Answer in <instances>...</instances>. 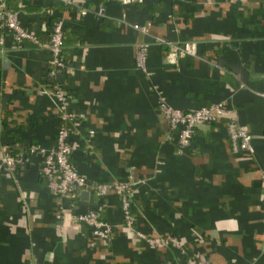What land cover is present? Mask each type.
I'll use <instances>...</instances> for the list:
<instances>
[{"label":"crops","instance_id":"0c3cea01","mask_svg":"<svg viewBox=\"0 0 264 264\" xmlns=\"http://www.w3.org/2000/svg\"><path fill=\"white\" fill-rule=\"evenodd\" d=\"M6 3L39 44H17L0 27V149L23 155L0 172V264H184L171 243L146 240L155 236L213 264H264V0ZM56 21L64 64L53 69L45 44ZM156 37L194 41L195 55L174 57ZM139 43L147 44L145 72L135 65ZM54 83L83 114L71 165L108 188L74 191L70 209L48 188L41 155L28 152L54 144ZM160 94L183 111L220 103L251 135L252 152L232 151L226 118L198 124L178 152ZM115 182L129 185L130 229ZM72 209L96 210L109 238L91 237Z\"/></svg>","mask_w":264,"mask_h":264},{"label":"built area","instance_id":"2783aa9c","mask_svg":"<svg viewBox=\"0 0 264 264\" xmlns=\"http://www.w3.org/2000/svg\"><path fill=\"white\" fill-rule=\"evenodd\" d=\"M122 4L126 3H141L143 0H119ZM101 11L98 10V13ZM84 13V11H82ZM0 27L4 28L14 41L19 44L22 41H31L39 44L37 37L25 30L18 18L15 10L8 7L6 0H0ZM144 29V27H142ZM63 31L60 21H56L50 29L48 40L45 44L50 52L49 64L53 69L62 68L64 60L61 55ZM155 42L164 44L168 52L174 57L194 56L196 52V43L194 41L173 42L165 40L161 37L154 38ZM3 44V37L0 35V45ZM147 44L139 43L134 47V59L136 67L141 71L145 69ZM156 89V87H153ZM45 93V91H43ZM50 97L52 99V107L57 114L58 125L56 127L55 141L52 147L42 148L36 145H29L28 152L38 151L41 155L40 172L47 181L48 188L55 192L60 203L64 202L69 209L71 207L74 191L84 188H94L100 194L107 191V187L100 183H90L84 176L80 175L71 165L70 154L73 148L74 129L81 125L83 114L80 111L73 110L70 106V94L59 84L54 83L50 90ZM158 106L163 117L168 125L167 138L173 139L177 151L189 145L194 128L200 123H213L222 118H226L225 127L228 134V139L232 151L242 150L247 153L252 152L251 135L244 129L239 128L236 124V119L231 110L224 109L220 103H210L198 108L183 111L171 107L166 102L163 95H158ZM89 134L92 132L89 130ZM23 158L22 154H11L4 148L0 149V172H10L15 165ZM264 178V171L262 172ZM113 188L116 189L121 197L120 208L122 214V222L130 229L132 217L130 214L129 201V185L124 182L113 183ZM68 210V209H67ZM65 207H61L60 213L65 212ZM75 221L89 229L91 237L96 239H108L110 236V224L99 217L96 210L89 209L85 211H78L76 209L70 210ZM69 211V213H70ZM57 218L61 219L58 214ZM139 238H144V235L139 232H134ZM150 243L159 245H167L171 243L175 248L179 249L181 253L185 254L186 258L184 264H213L209 262L206 257L199 251L187 252L177 243L172 237L155 236L149 239Z\"/></svg>","mask_w":264,"mask_h":264},{"label":"trees","instance_id":"16d2710c","mask_svg":"<svg viewBox=\"0 0 264 264\" xmlns=\"http://www.w3.org/2000/svg\"><path fill=\"white\" fill-rule=\"evenodd\" d=\"M8 7H9L10 9H12V10H15V8H14V7H10V5H8Z\"/></svg>","mask_w":264,"mask_h":264}]
</instances>
